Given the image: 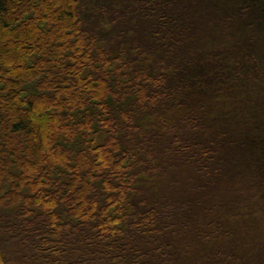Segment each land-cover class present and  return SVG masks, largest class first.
<instances>
[{
	"label": "trees",
	"instance_id": "obj_1",
	"mask_svg": "<svg viewBox=\"0 0 264 264\" xmlns=\"http://www.w3.org/2000/svg\"><path fill=\"white\" fill-rule=\"evenodd\" d=\"M0 264H264V0H0Z\"/></svg>",
	"mask_w": 264,
	"mask_h": 264
}]
</instances>
